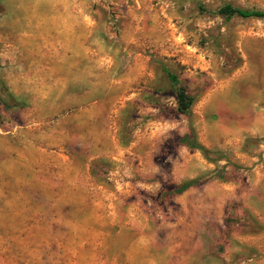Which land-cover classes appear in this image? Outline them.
<instances>
[{
	"label": "rangeland",
	"instance_id": "rangeland-1",
	"mask_svg": "<svg viewBox=\"0 0 264 264\" xmlns=\"http://www.w3.org/2000/svg\"><path fill=\"white\" fill-rule=\"evenodd\" d=\"M227 5L264 10L0 0V264H264V18Z\"/></svg>",
	"mask_w": 264,
	"mask_h": 264
},
{
	"label": "trees",
	"instance_id": "trees-1",
	"mask_svg": "<svg viewBox=\"0 0 264 264\" xmlns=\"http://www.w3.org/2000/svg\"><path fill=\"white\" fill-rule=\"evenodd\" d=\"M220 13L225 14L227 16L239 15L242 17H261L264 18V10L258 9H243L240 7H234L231 5H227L220 9ZM168 77L172 84L173 89L175 90L176 94V102H177V110L180 113L190 115L192 111V105L194 103V97L188 91L187 87L180 83L178 76L170 71L167 70ZM182 141L190 144L192 146H200L196 143V135L195 131L192 127L191 132L189 134L184 135L182 137ZM197 181L196 180H188L181 184H178L175 192L181 193L187 188L193 186Z\"/></svg>",
	"mask_w": 264,
	"mask_h": 264
}]
</instances>
